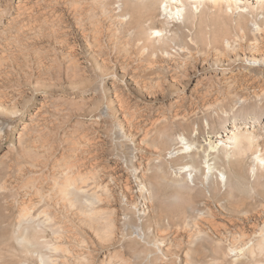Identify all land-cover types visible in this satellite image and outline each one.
Returning a JSON list of instances; mask_svg holds the SVG:
<instances>
[{"label":"rangeland","instance_id":"rangeland-1","mask_svg":"<svg viewBox=\"0 0 264 264\" xmlns=\"http://www.w3.org/2000/svg\"><path fill=\"white\" fill-rule=\"evenodd\" d=\"M166 3L0 0V264H264V12Z\"/></svg>","mask_w":264,"mask_h":264},{"label":"bare ground","instance_id":"bare-ground-1","mask_svg":"<svg viewBox=\"0 0 264 264\" xmlns=\"http://www.w3.org/2000/svg\"><path fill=\"white\" fill-rule=\"evenodd\" d=\"M185 1L186 0H167L166 6L164 7V10H163V13L167 14V15L173 14V5L175 4L177 7H181V8L183 7L182 10L183 11L186 10V13L188 14V12H190V11L187 10V8H186L187 5H186ZM199 1H201V3H202V1L205 2L207 0H199ZM209 1H211V0H209ZM223 2L228 3L230 6H233L234 4L236 5L238 3L240 5H244L243 8H246L247 10H249L251 13L254 14V16H259L260 13L264 12V0H212L213 6H217V7L220 4L222 5ZM236 8L238 9L240 7L238 6ZM178 11H180V10L178 9ZM242 16H244V15H242ZM259 31L264 32V28H259ZM189 134H190L189 137L191 138V132ZM249 136H250V134H248V133H240V132H233V131L227 132V134L220 136V137H217L216 138L217 140L210 141V143H208V145H210V147H208V148L206 147L208 145L205 146L202 143L195 142L194 139L190 140L189 138H187L188 135L185 138L184 137H181L180 139L178 138L179 141H178V145L176 147V152L179 153V155L183 154L185 151H186L185 153H187V152L189 153V151H187L189 149H191V152L195 153V155H193V156L190 155L191 157L189 156L191 163L188 162L189 164L186 163L184 165L185 167L178 168L179 173L183 175L186 172L194 171V169L197 168V166L194 162L195 161L198 162L199 159L203 156H206L209 161L213 160L215 162V159L217 157V152H219V151H228L227 155L225 156V161H226L228 167L230 168L229 170L232 172V174L234 173L235 175L236 174L238 175V174L242 173L241 172V162L242 161L240 160L241 158H239V159L237 158L234 160L231 158V155H233V152L236 149L243 148L242 146H244V144H243L244 140L247 139ZM192 138H193V136H192ZM247 141H250V140L247 139ZM246 143H248V142H246ZM260 144H261V146L264 145V143H260V140H259L258 146H260ZM261 155L262 154H259V156L256 157V161L258 163H264V157H263V155L262 156ZM191 158H193L194 160H192ZM158 159H160V158H158ZM195 159H197L198 161ZM208 168L211 169V166H209ZM242 171H243V169H242Z\"/></svg>","mask_w":264,"mask_h":264}]
</instances>
